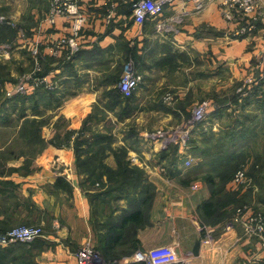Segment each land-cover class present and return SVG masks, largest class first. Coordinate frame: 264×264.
<instances>
[{
	"label": "crops",
	"instance_id": "obj_1",
	"mask_svg": "<svg viewBox=\"0 0 264 264\" xmlns=\"http://www.w3.org/2000/svg\"><path fill=\"white\" fill-rule=\"evenodd\" d=\"M134 1H84L83 9L88 21L79 39L81 49L76 57L73 56L72 63L82 71L87 70L90 76L94 73L96 76L103 71H97L100 67L112 68L118 63L134 61L137 72L143 77L133 94L138 99L135 103L137 109H143L139 115L145 111L160 114L161 107L155 103L159 102L154 95L155 90L165 78L175 77L183 71L184 77L188 78L185 83L192 90L201 89L202 98L210 100L207 121L187 124V128L197 125V128L203 127L207 132L206 137L201 139L193 133L188 143L192 149L188 157L193 158L192 165L199 170L200 177L180 182L178 175L173 174V165L162 173L151 161L136 162L145 165L143 167L148 172L153 189L150 197L141 195L135 203L139 208H143L144 204L150 206L151 212L144 215L140 223H135L123 221L130 211L127 209L120 215L118 224L114 220V216L119 214L117 212L100 217L97 207L101 205L96 203L99 197L96 195V200L92 199L84 189L83 166L74 151L55 149L51 153L54 158L59 155L68 160L56 168L48 165L34 167L31 164L13 166L15 161L6 160L10 157L7 155L2 159L9 161L11 168L8 165L3 170L0 168V230L22 223H41L45 233L28 243L0 247V255L7 253L14 256L16 264H76L75 252L82 245L92 243L97 247L104 246L110 255L118 256L117 264H141L133 258L135 247L147 251L157 245H170L180 259L186 260L175 264H264L261 238L247 235L243 225L233 220L239 200H247L251 209L255 207L264 211V178L259 183L253 182L251 187H241L230 177L221 182L220 189H217L220 178H215L241 160L249 167L251 154L247 150L250 151L251 147L233 148L232 152L226 153L231 145L237 141L256 144L264 139V130L262 135L257 134L262 126L264 129V91L261 89H264V70L257 69V61L264 56V0H259L255 12L249 16L223 7V0H178L167 7L161 17L148 19L142 25L134 21ZM198 3L202 4L199 8ZM250 20L256 22L253 32L242 36L234 34L238 27ZM157 21H164L165 27L158 29ZM32 28L29 34L35 36V31L31 33ZM69 33L70 21L65 17H59L53 27L44 26L41 37L43 44L47 45L46 50H49L50 42ZM66 55L63 51L58 57H49L46 63L47 74L55 81L56 91L60 93L59 90H66L65 86H69L70 94L74 95L59 106L64 108L59 110L70 117L64 128L67 132L69 127L80 125L75 123L83 121L82 108L80 105L75 108V104L87 99L83 101L86 109L104 91L100 84L82 88H75V82L67 85L73 80L69 81L74 77L75 68H64L60 62L55 63ZM199 67V74H194ZM249 76L258 78L261 86L244 84L242 87V80ZM147 99L150 103L142 108ZM103 101L109 103V108L121 109L123 106L119 99L110 101L106 97ZM74 110L78 111L77 117ZM239 115H245L248 120ZM248 121L250 126L259 124L250 140L246 138V132L242 134V127L247 126ZM140 134L143 135L142 132ZM140 141L142 146L146 144L152 149V161L159 157L157 151L164 150L150 135H143ZM131 153L132 156L138 151ZM141 154L146 155L145 159L150 158L143 151ZM19 157L12 156L18 158L17 161ZM188 157L180 159L181 163ZM105 164L115 166L113 154L105 156ZM209 174L214 176L213 184L207 180ZM115 190L111 187L106 191L108 198L114 200ZM219 191L223 192L222 198ZM204 204H207L206 210ZM208 206L212 214L208 212ZM208 226L215 229L211 240L204 236L202 230ZM112 228L120 238L108 248L105 238Z\"/></svg>",
	"mask_w": 264,
	"mask_h": 264
},
{
	"label": "rangeland",
	"instance_id": "obj_2",
	"mask_svg": "<svg viewBox=\"0 0 264 264\" xmlns=\"http://www.w3.org/2000/svg\"><path fill=\"white\" fill-rule=\"evenodd\" d=\"M51 2L52 0H0V112L3 106V110L0 113V159L10 155L6 160L15 161L13 166L21 165L23 167L31 164L34 167L48 165L56 168V166H63L68 160L63 159L59 155V157L54 158V154L51 153L55 149L71 150L75 154L76 152L79 153L83 161H86V164H83L82 167L84 189L92 199L96 195L99 197L96 203L101 205L97 207V211L100 212V217H107L117 212L119 214L114 216V220L119 224L121 221L120 215L127 209H135L138 206L135 200L141 195H149L153 189L151 181L148 179V172L143 167L145 165L142 163L137 164L136 162L145 160L149 163L151 161L162 173L168 171L171 165H173L174 167H172L175 169L173 174L178 175L177 179L180 182H187L200 177L199 170H195L194 165L189 168L184 167L179 157H188L192 152L188 143L193 133H195L193 135H196L198 139H201L207 134L203 127L197 128L196 124V126L187 127L190 122L199 123L193 121L195 109L202 103L209 102L210 100L209 98H202L204 95L200 92L201 89L194 88L192 90L185 83L188 78L184 77L183 71H180L175 77H167L161 81L155 90L154 95L159 101L155 103L161 107L159 108L160 114H152L150 111H145V113L139 115L143 109H137L135 104L137 97L132 96L127 99L118 92L120 80L126 69L129 66L136 69L134 61L129 60L118 63L112 68L109 66V68L105 66L100 67L97 71L101 73L100 70L102 69L101 74L95 76L93 72V76H90L87 70L82 71V69L75 67L74 63H72L73 57L69 58L68 55L63 60L55 62H60L64 68L71 66H73V69L75 68V78L71 77L69 81L73 80L72 82H68L67 85L75 82V88H82L85 85L89 86L90 84H94L96 86L100 84L104 91V94L101 93L100 96L98 95L97 100L93 101L91 105H88L86 109L84 108L83 101L87 99H82L79 102L80 104H75V108L80 105L82 108L80 111L84 113L83 121L75 123L80 125L69 127L67 132L64 129L68 125L70 117L66 116L64 111L59 110L64 109L62 106H59L65 99L74 96L70 94L69 86H65V89L66 87L67 89L59 90L60 93H58L55 89L57 87L54 86L52 89H47L43 85L26 93L18 92L14 96L8 97V93L12 92L25 78L35 77L44 73L47 74V59L49 57V59H53L60 55V53L55 55L51 52V49L55 47L56 40L53 43H49V50L47 51V45L45 46L43 44L44 42L41 37L44 29V19L49 12ZM46 7L47 9H45ZM44 12L45 16L43 17ZM40 26L42 27L40 28ZM31 27H33L31 33L35 31V36L29 34ZM261 59H263L262 65H260L261 60L257 61L258 70H264V56ZM200 69L199 67L196 71L194 70V74H199ZM252 78L254 80L256 79L255 76H252ZM247 82L248 78L244 79V81L242 80V87H244V84L248 85L249 83ZM252 86L259 87L261 85L258 82V84H252ZM261 89L264 91L263 88ZM106 97L110 101H117L119 99V101L123 102L121 103L123 106L121 109L120 107L109 108V103L105 104L103 101ZM146 101L142 105V108L150 103V100L147 99ZM74 111L75 117H77L78 115L76 114L78 111ZM67 113H72V111H67ZM229 113L231 112L227 114ZM127 115L129 117L124 119ZM207 115L206 117L209 118L210 116ZM239 116L247 119L245 115ZM206 117L204 118L205 121H207ZM63 120L65 121L61 122ZM37 122H40L41 125H38ZM224 124L229 125L228 122ZM255 125L254 123L250 126V121H248L247 126L242 127V130H244L242 134L246 132L245 134L248 136L246 138L252 136L254 133L253 130L259 128V124ZM222 126L220 131L223 130ZM183 128L189 130L187 144L184 148H181L179 144L174 142L165 143V139L163 138L155 139L160 144L161 149H164L156 152L159 155L158 158H155L156 161H152V149L146 144L142 146L143 143H140L142 142L140 139L143 135H150L152 138V135L157 133L158 130H163V132L170 136L173 132L181 131ZM219 128L220 126H218ZM263 130L262 126L260 132H257V134L260 133L259 135H262ZM141 132L143 135L140 134ZM37 135L41 137L44 143L38 141ZM98 136L104 137V139H96ZM197 137H194V139ZM68 139L70 140L68 141ZM94 141L97 143H94ZM260 141L262 142L256 144L250 142L249 145H247L248 143L240 145L237 141L234 145H231L235 149L242 148V146L246 148L251 147L250 151L247 150L248 154H251V156L249 155L250 162L248 161L249 167L245 161L241 162L242 160L229 166L227 171L215 177L220 178L217 189L222 187L221 182L223 180L233 177L239 169H244L247 176V181L239 186L248 187L250 185L251 187L253 186V182L259 183L262 181L264 178V139L262 138ZM142 148H146V150H142ZM133 151H138V153L131 156V152ZM141 151L145 152L150 158L145 159L146 155L141 154ZM116 152L117 154L118 152L120 153L121 158L129 161L128 169L134 177L131 186L127 184L121 188H114L116 190L113 191V195L115 196L113 200L108 198L106 191L110 190L112 186L115 187L117 185L116 182L119 180L117 177L118 160ZM110 153L115 157L114 167L109 165L104 166L106 165L105 156ZM242 153H245V151ZM11 155H19V160L17 161L18 158H12ZM93 159L94 161L91 163ZM8 162L3 160V165H0V168L2 167L3 170L7 165L11 168V163L8 164ZM253 172H256V174ZM128 180L125 183H130ZM219 194L222 198L223 192L219 191ZM117 197L122 199H118ZM239 201L240 203L236 206L233 217V220L237 223L240 222L236 221L235 218H243L244 215L239 213V209L249 207L247 200ZM143 208L144 215H149L151 212L150 206L144 204ZM249 209L251 208L249 207ZM251 211L254 214L264 216V211L260 208L252 207ZM231 221L232 219H230L229 223ZM18 227H35L40 229V235L36 236L34 240L40 238L45 233V228L41 223H22L0 231V233ZM212 228L208 226L202 229L204 236H207L210 240L215 236V229ZM90 244L94 246V249L98 253L101 264L118 263L119 257L110 255L104 246L97 247L92 243ZM10 246H14V244ZM134 251L136 253L141 250L135 247ZM3 255L8 256L7 258L11 261L10 264H16L17 261L14 256H10L7 253L1 254L0 256ZM129 256H132V254Z\"/></svg>",
	"mask_w": 264,
	"mask_h": 264
},
{
	"label": "built area",
	"instance_id": "obj_3",
	"mask_svg": "<svg viewBox=\"0 0 264 264\" xmlns=\"http://www.w3.org/2000/svg\"><path fill=\"white\" fill-rule=\"evenodd\" d=\"M84 1L86 0H52L48 14L44 19L43 26L53 27L59 17L68 18L70 21V33L67 36L60 37L55 42V47L51 52L55 55L66 51L69 58L77 55L81 49L79 39L82 36V31L88 21V17L83 9ZM178 0H135L132 5V12L134 21L142 25L148 19H158L161 17L167 7L174 5ZM259 0H223V7L227 9H236L245 16L253 14L258 6ZM201 3L197 7H201ZM158 29L165 27L164 21H157ZM41 28V27H40ZM256 29V22L254 20L248 21L245 25L238 27L234 34L242 36L249 34ZM261 59L260 65H262ZM262 70V69H261ZM143 77L136 69L129 66L120 80L119 89L124 97H132L138 90ZM259 79L248 77L249 84H258ZM248 84V85H249ZM45 86L47 89L56 87L55 81L48 74H40L35 77L25 78L22 83L15 87L9 96H14L15 93H26L37 87ZM208 102L202 103L195 109L194 122L202 121L207 114ZM189 130L183 128L181 131H175L170 136L163 130H158L152 135V138L165 139V143L174 142L184 148L187 144ZM182 156L179 157V159ZM193 164V158L184 160L183 165L189 167ZM233 181L240 185L247 181L246 172L244 169H239L234 174ZM197 187V184L193 185ZM239 213L244 214L242 217H236L235 220L243 225L244 231L247 235H256L261 238L264 246V216L261 214H254L249 207L239 209ZM40 229L35 227H18L7 232L0 233V246H9L13 244H24L32 241L36 236L40 235ZM76 264H101L98 253L94 246L90 243L83 245L75 254ZM135 261L145 262L147 264H175L179 262H186L180 259L174 248L170 245H157L151 247L147 251H137L133 256Z\"/></svg>",
	"mask_w": 264,
	"mask_h": 264
},
{
	"label": "trees",
	"instance_id": "obj_4",
	"mask_svg": "<svg viewBox=\"0 0 264 264\" xmlns=\"http://www.w3.org/2000/svg\"><path fill=\"white\" fill-rule=\"evenodd\" d=\"M119 89V88H118ZM118 92L119 93H121V90L119 89L118 90ZM122 94V93H121ZM122 96H123V94H122ZM124 97V96H123ZM125 98H130V97H125ZM12 99V98H11ZM2 110H3V106H2V109H1V112H2ZM0 112V113H1ZM37 124L38 125H41V123L40 122H37ZM38 136V135H37ZM96 139H104V137H101V136H98V137H96ZM38 141L39 142H41V143H44V141L41 139V137H39L38 136ZM94 143H97V142H95L94 141ZM242 144H245V142H240V145H242ZM232 150H233V148H229V149H227L226 150V153H228V152H232ZM22 152V151H21ZM22 153H24V152H22ZM77 153V152H76ZM77 155H78V160H79V162H80V164L83 166V164H86V161H83V159L81 158V155L79 154V153H77ZM116 155H117V160H118V172H117V177L119 178V180L116 182L117 183V185H115V187L114 188H121L122 186H126L127 184H130V186L132 185V180H133V177H134V175H131L130 174V172H129V169H128V164H129V161H126V160H124L123 158H121V156H120V153L118 152V154H117V152H116ZM177 158H178V156H177ZM94 161V159L91 161V163ZM101 161H103L102 159H101ZM104 166H107V165H104ZM108 168V170H110L111 171V169L109 168V167H107ZM106 172H107V170H106ZM233 177H234V175H233ZM232 177V178H233ZM127 179H129L128 180V182H130V183H125L126 181H127ZM144 180H145V178H144ZM207 180H208V182H210V184H213L214 183V176L212 175V174H209L208 176H207ZM109 181H111V179H109ZM113 187V186H112ZM152 192V191H151ZM214 195H215V190H214ZM148 197H150V193H149V195H148ZM213 199V198H212ZM212 201H210L209 203H211ZM208 203V204H209ZM209 205H211V204H209ZM206 206H207V204H204L203 205V207H204V209L206 210ZM144 208H142V207H135V209H133V210H130V211H128V214H127V216H125L124 218H123V221H126V220H128V222L130 221H134L135 223H140L142 220H144V210H143ZM208 212L210 213V214H212L211 213V207H209L208 206ZM115 228H112V230H111V232L110 233H108L107 234V236H106V238H105V241H106V245H107V247L109 248V247H111L112 246V244L116 241V240H119V238H120V236L118 235V232H116L115 230H114ZM0 231H3V230H0ZM15 245V244H14ZM1 247V246H0ZM107 251V250H106ZM8 256L7 255H3V256H0V264H10V260L7 258ZM12 264V263H11ZM141 264H147V263H145V262H141Z\"/></svg>",
	"mask_w": 264,
	"mask_h": 264
}]
</instances>
